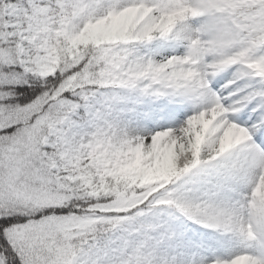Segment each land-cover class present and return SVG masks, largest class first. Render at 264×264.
I'll use <instances>...</instances> for the list:
<instances>
[{"label":"snow or ice","instance_id":"1","mask_svg":"<svg viewBox=\"0 0 264 264\" xmlns=\"http://www.w3.org/2000/svg\"><path fill=\"white\" fill-rule=\"evenodd\" d=\"M0 264H264V0H0Z\"/></svg>","mask_w":264,"mask_h":264}]
</instances>
